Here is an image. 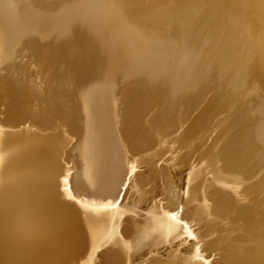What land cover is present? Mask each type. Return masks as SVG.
<instances>
[{
  "label": "bare ground",
  "instance_id": "obj_1",
  "mask_svg": "<svg viewBox=\"0 0 264 264\" xmlns=\"http://www.w3.org/2000/svg\"><path fill=\"white\" fill-rule=\"evenodd\" d=\"M245 8L235 13L226 0H0V68L14 59L19 41L32 33L37 34L39 42L49 40L48 46L56 48L74 69V83L73 74L70 78L63 68L60 70L66 86L55 89L58 96L53 105L63 107L57 125L43 128L36 124L31 129L10 131L6 128L15 121L13 114L2 111L0 264H76L107 237L116 220L131 208L140 210L145 202L144 195L142 200L137 198L143 182L140 174L148 168L141 162L138 166L137 152L147 143L141 139L144 132L154 133L161 142L169 137L184 140L200 136L205 153L215 150L216 156L207 157L206 165L199 163L197 176L190 178L186 203H199L193 217L209 210L216 221L231 216L235 220L234 216L239 222L247 206L232 202L237 192L231 191L230 200L226 189L217 188L215 181L202 186L198 178L217 168L231 174L228 180L233 175L236 182L264 188V98L257 93L251 98L246 91L250 79L264 82V0H249ZM204 48L211 55L213 68L201 64L199 53ZM119 53H126V62L119 60ZM228 55L232 66L241 70L239 75L224 76L221 63ZM213 76L216 84L224 82L230 102L238 96L244 99L245 92L249 94L245 95L249 97L247 105H240L226 119L220 118L217 128L212 124L226 112V105L207 100L214 87L208 80ZM136 77L140 79L136 85L125 87L129 78ZM260 82L255 85L257 90ZM222 96L223 100L224 92ZM128 104L140 109L129 121L115 112L117 106ZM139 115H147V119ZM30 116L40 122L36 112ZM70 149L77 165L72 163L69 173L62 156ZM125 176L134 177L136 188L118 193L117 185ZM245 190L241 194L251 193ZM256 212L262 213L260 208ZM129 218L125 222L131 221ZM131 219L129 227L121 220L125 225L120 230L126 241L115 237L117 247L103 253L108 264H145L137 257L139 247H143L140 244L147 246L169 231L166 224L150 223L146 227L151 220L143 224ZM261 223L247 224L246 228L239 225L246 229L244 235L252 236L254 244L243 247L244 254L235 264H264Z\"/></svg>",
  "mask_w": 264,
  "mask_h": 264
},
{
  "label": "rangeland",
  "instance_id": "obj_2",
  "mask_svg": "<svg viewBox=\"0 0 264 264\" xmlns=\"http://www.w3.org/2000/svg\"><path fill=\"white\" fill-rule=\"evenodd\" d=\"M226 1L229 2L230 7L235 11V13H238V14L241 13V11L244 10L245 7L247 8V4L249 3V0H246V1L245 0H226ZM38 39L39 38H38L37 34H35V35L32 33H30V35L26 34V36H24L18 43L14 59L11 62L1 66V68H0V98H1L0 99V106H1L0 107V110H1L0 111V120L2 119V116H3L2 111H4L5 109H7L10 114H13L12 116L15 120L12 122L13 127L10 124V127H8L9 129L6 128L7 130H10V131L21 130V129L22 130L23 129H31L36 124H40L43 128H47V127H50V125H57L58 123H60L61 114H62L61 109L63 107L61 105H55V104H54L55 105L54 106L53 105V99L57 98V96H58L55 89L60 87V86L61 87L66 86V82H64V80L62 78V74L60 72V70L62 68L66 71L67 74L69 73L68 75L70 76V78H71V75L73 74L72 75L73 76L72 82L74 83V69L72 68L71 63L67 62V61L65 63V61L63 60V58L59 54V51L56 48L52 49L53 47L51 48L48 46L50 44L49 40H46L47 42H45V41L39 42ZM44 43H46V44H44ZM228 46L230 48L231 42H229L227 44V47ZM250 47H252V44H250ZM56 50H57V53H56ZM119 54H118L119 60L122 59L123 62H126L127 58L124 59V57H126V53L125 54L122 53L124 56H122V54H120L122 58L120 57ZM228 54L231 55L230 51H228ZM250 54H252V52H249V55ZM199 55L202 58V60H201L202 65L207 66L209 68L214 67V64L210 63L211 55L207 53V48H204L199 53ZM229 58H230L229 55L226 56V58H224V60H222V63H221V68L224 65L223 66L224 69L222 68V71L224 72V76L229 77V76L234 75V74L239 75L241 70L238 71V69H235L232 66V64L229 62ZM208 62H209V64H208ZM226 62L227 63L229 62V64H227ZM69 67L72 68L71 69L72 71L70 70ZM214 78L215 77L213 76V77H210L208 80L210 82V84H212L214 87L209 91V94L207 96V100L209 98H211L218 103L222 102V104L226 105V107L224 109V111H226V112L224 113V111H223L222 113H224V114H221L219 116V119H217L216 122H214L212 124V126H213L216 123L214 125V128H217L218 124L222 121L221 120L220 122H218L220 120V118L226 119V118H228L227 116H231V113L234 112L240 105L246 106L247 105L246 102L249 100V97H251V96L255 97V95L257 93V96L262 95L261 97L264 98V91H263L264 90V82H262L263 86L261 88L262 83L260 81L257 80L258 81L257 82L256 79H254L255 81L252 82V80L250 79V84L248 87L249 89L247 88V90H246L247 92H249L250 95L247 92H245L246 94L243 95V98L245 100L242 99V96L240 98L238 96V97H234L233 101L230 102L229 101L230 97H228L227 94H225V89H223L224 86H222V85H225L224 82L220 81V84H219V82H217V84H219V85H217L215 80H213ZM224 78L225 77H223V79ZM17 79L19 80L20 83H18ZM138 79L139 78H137V77L136 78H129L125 87H127V86L130 87V86L136 85L140 80V79L139 80ZM22 80L24 83L21 82ZM259 82H260V86L257 87L258 88V90H257L255 85ZM251 83H253L254 85ZM23 84L25 85V89H23ZM21 89H23L24 91L22 92ZM219 89H223L224 91L219 90ZM211 91L214 93H212ZM218 91H220V92H218ZM221 91L224 92V95H225L224 98L226 97L225 99L223 98V100H222V97H223L222 93L223 92H221ZM262 91H263V94H260ZM245 95L246 96L249 95V97L247 98ZM121 96L122 95L120 94L119 97H121ZM213 97H215L216 99ZM219 99H220V101H219ZM241 99H242V101H241ZM224 100H226V101L224 102ZM28 101H30V102H28ZM42 101H44V102L42 103ZM38 102L42 103V105L41 104L39 105ZM243 102L245 104H243ZM35 103H36V105H35ZM28 104H30L31 106ZM43 105H44V107H43ZM231 105H233V106H231ZM2 107H3V109H2ZM40 107H42V108H40ZM135 110L139 111L140 109L139 108L136 109L131 104L130 105L128 104V105H126V107L125 106H120V107L117 106L115 112H116V114L119 115L120 119L125 118L126 120L129 121L132 117H136V115L139 114V112H137ZM33 112L37 113V116L40 119V122L36 123L37 119L30 116V114ZM41 112H43V113H41ZM223 116L225 118H223ZM145 117L143 118V115H139V118L140 119L142 118V120H146L147 117H146V119H145ZM33 123H34V125H33ZM29 126H31V127H29ZM211 133H212V130L210 132H208V134H211ZM144 134L142 135L143 138H141V139L144 140L145 142H147L145 144L147 147L145 148L144 147L145 145L143 144L142 149L145 148L146 151H144V153H143V150L141 149L140 150L141 152L140 151L137 152V154L138 153L140 154V155L139 154L137 155V158L139 157L138 158L139 161H137L138 166H139V164L143 163V166L146 169L148 168L147 170H144L145 168H143V167L141 169V170H144L145 173H143L142 176L140 174V181L142 182V180H143L142 183L143 184L145 183V184L143 185L142 183H140L139 190L137 192L138 193L137 194L138 199L142 200L143 198L141 196H143V195L145 196V202H144L142 208L140 210L138 208H131L129 210L128 214L125 217L123 216L121 218V220L123 219L124 223L128 224V225L123 224V221H121V220L119 221V219H118V221L116 220V222H118V223L115 222V224H114L115 226L114 225H113L114 227L112 226V228H114V229L116 228V229L115 230L111 229V231L114 230V231H112L113 233L110 231L109 234L107 235V237L94 250H92L93 252L91 251V254H87L86 256L81 257V259H82V260H80L81 262L77 261L76 264H108V262L106 260V256H104V255L109 253L111 251L110 249L115 248V246L117 247V243L115 242L116 239H119L122 242L126 241V239H127L126 235H123L121 233L122 230H120V229H122L121 227L123 225H125L126 227L127 226L129 227V225H131V223L133 222V220L131 218H136L137 220L136 219L135 220L137 222H140L143 224L146 221L149 222V220H151L152 222L150 221L149 224H146V227H147V225L151 226L152 223L157 224V225H159L161 223L162 225H160V226H165V224L168 225V226H165L169 230V231L167 230L168 233H166L168 238L166 235H164L163 237L161 236L159 239H158V237H156L154 239L156 242H154V240L149 241V242H152L149 245L146 244V241H144V242L142 241L147 246L142 245V243L140 244V246H143L144 248L142 247L143 248L142 249L141 247H139V251H138L139 254L137 255V257H140V259L142 261H144L145 264H168V263L169 264H171V263L176 264V262H177V264H188L189 261L192 264H198V263L199 264H235V263L239 262L240 255L244 254L243 252L241 254V251L245 250L250 245L253 246V244H254L253 239L251 240L252 236L250 234L244 235L243 232L245 233L246 229H244V228L240 229V226L243 225V227H245V225L249 226L251 224L257 225V224L264 221L263 220V218H264V201L262 202V200L264 199L263 198L264 197V191L261 192V190H264V188L258 186L257 184H255V185L252 183L246 184L247 181H245V182H243V181L238 182L237 181L236 182L235 181L236 179L234 178L233 175H232L233 177L231 176L232 180H231V178H230V180H228L227 177H229L231 174L221 173V170H219L217 168L214 170V172H213V169H212V171L208 170L209 173H207L208 171H206L204 173L205 175L202 174L203 176L202 175L199 176L198 179L199 180L201 179L200 184H202V186H203V185H208L210 182L214 183V181H215L214 184L218 186L217 188H220L221 190L226 189V193L225 192L224 193L227 194L226 196L229 199L233 196L232 197L233 199L231 198L232 200H235V202L232 201L233 203H237L240 205L246 204V206H247L246 212L247 213L245 212V214L238 219V221L240 223L236 221L237 217H234V216H233V218H235V220H233L232 216H231V217H227V218L221 219L219 221H216L214 214L212 212H210L209 210H207L206 212H202L203 216L200 215L201 217L200 216L199 217H193L192 213L196 215V212L199 209V203L194 202L191 205L190 204L188 205L186 203V191L189 188L188 182H190V184H191L192 179H193L192 177L197 176V173L199 171V170H197V168L200 165H206L205 164L206 162H204V161L207 159V157L210 158V157L216 156L215 150L212 149V150L206 151V153H205V146L206 145L204 144V142L200 136H192V137L184 139V140L183 139H181V140L180 139H173V137H171V138L169 137L170 139L169 138L164 139L161 142L158 140L157 136H154L155 135L154 133L152 134V133H145L144 132ZM146 135H147V137H146ZM151 136H154L155 139H154V137H151ZM146 138H147V140H146ZM148 140H149V142H148ZM158 143H160V144H158ZM72 152L73 151L71 149L67 150L66 152L63 153V156H62L63 157L62 163L64 165V169L67 170L69 173L72 172V168H71L72 163L74 164V166L77 165V163L74 162V160L71 158L73 156ZM204 157H206V158H204ZM70 160H72V162ZM199 163H200V165H198ZM150 172H151V174H149V176L148 175L146 176V174L150 173ZM193 174H194V176H193ZM224 175H225V177H224ZM227 175H229V176H227ZM217 176H219V179ZM223 177L226 179V181L224 179L222 180ZM262 177H264V175H262ZM190 178H192V179L190 180ZM65 179L66 178H63V180H62L63 183H64ZM198 179H196V181H195L196 183L199 181ZM213 179H215V180H213ZM219 180L220 181L222 180L221 183L219 182ZM134 181H135V179L133 176H125L118 183L117 192L119 193L123 189H129V190L131 189V191H133L134 187L136 188V182H134ZM231 181H233V182H231ZM229 183L231 184L230 185L231 187L229 186ZM59 184H60V181H59ZM200 184L197 183L196 186L200 187ZM219 184H223V188ZM247 185H249V187H247ZM141 186H143V187H141ZM241 186L245 187V188H242ZM257 186L259 187V189L257 188ZM132 187H133V189H132ZM247 188L249 189V191H251V193L255 192L256 195L253 194V196H251L252 194L250 192H249V194L247 192L241 194V192H244L243 189L245 190ZM229 189H233L234 191L229 190ZM59 190L64 191L65 187H63L62 189L59 187ZM161 191H163V192H161ZM228 191H230V192H228ZM231 191L234 193L237 192V194H239V195H237V194L235 195L233 193L235 196L234 195L231 196V194H232ZM165 194L168 197H166ZM169 194H170V196H169ZM245 194H247L246 195L247 198L245 197ZM254 196H256L257 200L261 199V201L258 200L257 202H254V201H256V198ZM258 196H260V198ZM165 197H166V200H165ZM137 198L134 197L133 199L138 200ZM168 198H171V199L168 200ZM245 201H247V203ZM250 201H252L254 203H252ZM98 203H101V202H98ZM250 203H252L253 205H251ZM257 203H260V204L262 203L263 204V205L261 204L262 207L260 206V204L258 205ZM101 204H104V203H101ZM247 204L248 205L250 204L251 207L252 206L255 207V205H256L257 208L255 207V208L250 209L251 208L250 205L248 206ZM259 208H260V211L262 212L261 214H259V212L257 214V212H256L257 209H259ZM248 210H250V212H248ZM133 211H134V213H133ZM138 211H139V214H138ZM132 213L134 215H132ZM188 215H189V217H187ZM254 215L258 218H255V217L253 218L252 216H254ZM259 215H260V217H259ZM191 216L193 218H191ZM247 216L248 217L250 216V217L247 218ZM173 217H175V219ZM126 218L127 219L129 218L132 222L128 220V221H126L127 222L126 223L125 222ZM241 218L242 219H248L249 221L251 220L250 222L245 220V223L248 222L247 224H249V225L245 224ZM181 220L184 222L183 224H181V222H180ZM259 220H261V222H259ZM158 221H160V222H158ZM128 222L129 223L131 222V223L129 224ZM234 222H236V223H234ZM231 223L233 224V227L230 229H234L233 231H231L229 229V227L232 225ZM261 224H264V222ZM237 225L238 226L240 225L239 228L237 227ZM140 226H141V224H140ZM143 226L145 227V225H142V227ZM235 228H238L242 232L238 233L239 230L237 231V229H235ZM171 230H172V232H171ZM234 231L236 233H233ZM189 232H191L192 234L189 235ZM110 233L112 234L113 237H111ZM239 234L241 236H239ZM242 235H243V237L245 236L244 239H243ZM123 236H124V239H122ZM165 236H166V238H164ZM115 237H116V239H115ZM247 237L249 240L247 239ZM163 238L165 239V241ZM243 247H245V249ZM103 250H105V251L103 252ZM103 253H104V255H103ZM171 254H172V256H170ZM191 255H194V256H191ZM168 257H170L171 259H169ZM175 257L177 259H175ZM197 259H198V261H197ZM170 260H172V261H170ZM193 260H195V262ZM72 262H74V261H72ZM131 262H129V263L131 264ZM129 263H127V264H129Z\"/></svg>",
  "mask_w": 264,
  "mask_h": 264
},
{
  "label": "snow or ice",
  "instance_id": "obj_3",
  "mask_svg": "<svg viewBox=\"0 0 264 264\" xmlns=\"http://www.w3.org/2000/svg\"><path fill=\"white\" fill-rule=\"evenodd\" d=\"M174 219H175V217H173ZM181 222V224H183L184 222L181 220L180 221ZM192 233L191 232H189V235H191Z\"/></svg>",
  "mask_w": 264,
  "mask_h": 264
}]
</instances>
